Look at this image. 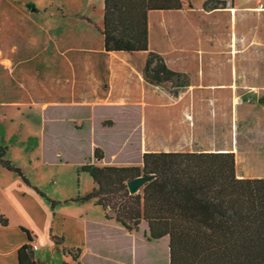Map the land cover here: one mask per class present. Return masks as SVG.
Returning a JSON list of instances; mask_svg holds the SVG:
<instances>
[{
  "label": "crops",
  "instance_id": "obj_1",
  "mask_svg": "<svg viewBox=\"0 0 264 264\" xmlns=\"http://www.w3.org/2000/svg\"><path fill=\"white\" fill-rule=\"evenodd\" d=\"M182 2V9L149 13V47L163 57L171 70L190 78L189 69L204 68L203 18L198 22L197 15L191 14L192 7ZM104 8V0H0V141L10 145L17 138L11 131L14 124L22 129L27 122L32 126L36 122L38 131L31 138L36 139L41 151L39 159L47 161L49 150L57 153L56 158L69 157L70 150L77 151L80 155L74 165L84 176H89L81 171L86 163L139 166L144 153H234V129L229 120L219 129L220 108L215 97L196 96L187 87L175 96L171 93L172 83L153 86L144 80L147 53L105 51ZM156 13L167 16V23L157 25L153 18ZM136 57L141 60L135 61ZM130 108L132 116H138L132 135L140 134V145L132 149L128 147L133 145H112L113 151L107 154L108 145H101L97 139V131L108 128L103 118H114L106 116L105 111L116 109L117 118L119 111L123 114ZM87 124L90 128L94 125L95 130L91 131L94 134L87 151L82 145L78 150L71 145H53L60 141L64 125L73 127L74 134ZM96 149L104 153L101 162L94 159ZM11 174L14 173L0 166L2 191L19 189L20 193L15 191L20 206L34 202L40 210L49 212V219L43 221L42 238L34 226L13 223L0 210L10 221L8 226L0 224V264H19L18 252L25 244L37 245L39 253L46 244L53 247L52 236L64 238L68 249H82V256L89 254L104 261L102 250L96 247L101 244V231L123 230L121 224L107 219L103 209L95 218L86 214L68 219L57 212L56 223L51 219L50 203L19 176ZM236 174L239 178H256L238 167ZM93 186L96 188L94 181ZM39 209L34 211L39 214ZM61 218L68 222L60 224ZM21 227L31 232L33 242ZM53 228L57 235L49 234ZM134 256L133 262L138 264ZM35 259L39 264H49L41 254L35 253ZM65 259L76 264L71 256Z\"/></svg>",
  "mask_w": 264,
  "mask_h": 264
},
{
  "label": "trees",
  "instance_id": "obj_2",
  "mask_svg": "<svg viewBox=\"0 0 264 264\" xmlns=\"http://www.w3.org/2000/svg\"><path fill=\"white\" fill-rule=\"evenodd\" d=\"M225 4L221 0L212 5L207 1L204 9L216 10ZM104 5L106 52H145L143 77L148 84L172 83L175 96L189 86L186 75L171 70L149 47V13L182 9V0H104ZM104 124L112 126L111 122ZM8 150L9 146L0 141V166L33 187L54 210L60 202L32 186L22 169L6 159ZM104 158L103 151L96 149L94 159L101 162ZM81 171L89 174L96 188L71 201L94 199L107 219L123 227L104 229L99 243L103 244L106 233H112L132 249L168 248V264H264V178H239L234 153H144L139 166L86 163ZM142 175H152L153 179L141 192L130 194L128 182ZM0 224H10L1 213ZM21 229L33 242L31 232ZM52 238L57 246L65 243L62 237ZM63 254L71 256L76 264H92L90 255L82 256L80 248L63 246ZM102 254L104 261L109 258L103 250ZM18 256L19 264H39L33 244L23 245ZM127 256L131 257L118 256L116 264H134L132 252Z\"/></svg>",
  "mask_w": 264,
  "mask_h": 264
},
{
  "label": "rangeland",
  "instance_id": "obj_3",
  "mask_svg": "<svg viewBox=\"0 0 264 264\" xmlns=\"http://www.w3.org/2000/svg\"><path fill=\"white\" fill-rule=\"evenodd\" d=\"M182 1L187 7H192L191 14L195 17L197 15L198 22L200 17L203 18L204 33L202 40L204 68L201 71L189 69L190 78L185 79L189 86L192 83V87L186 89L196 96L216 98L220 108L219 129L222 130L228 120L230 128L234 129L231 140L234 142L236 169L238 167L242 171H249L256 178H264V0H221L226 4L219 5L216 10H205L207 13L203 12L205 2L208 1L212 5L217 0ZM153 18L157 25L161 22L167 23V16H162V13H156ZM197 45L200 46L199 42ZM136 60L141 58L136 57ZM131 111V108L126 109L123 114L119 111L120 115L117 118L116 109L105 111L106 116L116 118H103L105 123H112L111 129H108L109 127L102 129L99 126L101 129L97 131L98 142L101 145H108L107 154L113 151L112 145H133L128 149L140 145V134L132 135L139 121L138 116L133 117ZM64 126L60 131L58 139L60 141L53 145L58 147L71 145L76 150L82 145L83 150L87 151V147L92 143L94 125L90 128L87 124L74 134L73 127ZM11 131L17 138L8 145L6 159L20 167L31 184L42 190L48 198L60 202L51 211L52 220H57V212L63 213L67 218L86 214L95 218L102 213V207L97 205L94 199L82 203L71 201L73 198L91 193L94 189L92 179L78 172L74 165L80 155L77 151L70 150L69 157L56 158L57 153L49 150L47 151L49 159L42 161L39 159L41 151H38L35 136L32 134L38 131L36 122L33 126L27 122L22 129L14 124ZM3 184L4 181L0 179L1 212L13 223L34 226L37 235L44 238V227L49 219V212L45 209L40 210L31 201L21 207L17 196V191L20 193V190L5 193L1 189ZM34 208L39 209L40 213L37 214ZM110 214L113 215L112 212ZM62 219L60 224L67 223L69 218L65 221ZM54 228L55 231H60L58 227ZM54 228L49 234L51 232L57 235ZM122 241L120 237L106 233L103 244L96 247L109 255V258L99 262L90 255L92 264H116L118 256L126 259L131 257L127 256L130 252L137 255L138 264H163L162 260L166 258L167 264L169 263L168 248L132 249L131 245ZM63 246L68 247L67 242L62 246H57L54 242L53 247L46 244L40 253L36 252L37 250H34V253L43 255L49 264H63L67 257L63 255ZM145 260H149L150 263ZM67 262L72 264L70 260Z\"/></svg>",
  "mask_w": 264,
  "mask_h": 264
},
{
  "label": "water",
  "instance_id": "obj_4",
  "mask_svg": "<svg viewBox=\"0 0 264 264\" xmlns=\"http://www.w3.org/2000/svg\"><path fill=\"white\" fill-rule=\"evenodd\" d=\"M153 179V176H140L137 177L133 180H131L130 182H128V190L130 192V194H137L140 192V190L146 185V183H148L149 181H151Z\"/></svg>",
  "mask_w": 264,
  "mask_h": 264
},
{
  "label": "built area",
  "instance_id": "obj_5",
  "mask_svg": "<svg viewBox=\"0 0 264 264\" xmlns=\"http://www.w3.org/2000/svg\"><path fill=\"white\" fill-rule=\"evenodd\" d=\"M37 249H38V246H37V245H35V246H34V250H37Z\"/></svg>",
  "mask_w": 264,
  "mask_h": 264
}]
</instances>
